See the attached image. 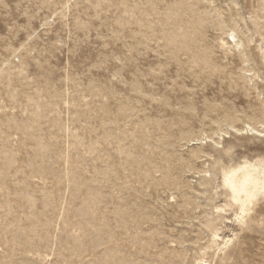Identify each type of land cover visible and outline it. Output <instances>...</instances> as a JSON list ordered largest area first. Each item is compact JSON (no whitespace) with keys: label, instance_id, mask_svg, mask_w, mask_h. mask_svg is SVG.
<instances>
[{"label":"rangeland","instance_id":"1","mask_svg":"<svg viewBox=\"0 0 264 264\" xmlns=\"http://www.w3.org/2000/svg\"><path fill=\"white\" fill-rule=\"evenodd\" d=\"M0 264H264V0H0Z\"/></svg>","mask_w":264,"mask_h":264},{"label":"bare ground","instance_id":"2","mask_svg":"<svg viewBox=\"0 0 264 264\" xmlns=\"http://www.w3.org/2000/svg\"><path fill=\"white\" fill-rule=\"evenodd\" d=\"M230 174H231V173H230ZM223 178H224V177H223ZM223 181H224V180H223ZM243 201L245 202V200H243ZM249 204H250V203H249ZM251 205H252V204H251ZM227 207H228V206H227ZM227 207H225V208H227ZM239 208H240V207H239ZM221 209H222V208H221ZM246 209H247V208H246ZM218 210H220V209H218ZM218 210H217V211H218ZM241 210H242V209H241ZM221 211H223V210H221ZM235 211H236V210H235ZM240 212L242 213V211H239V213H240ZM248 212H251V211L248 210ZM248 212H247V213H248ZM225 213H226V212H225ZM247 213H246V214H247ZM216 229H217V228H216ZM221 240H222V239H221ZM210 246H211V245H210ZM210 249H211V248H210ZM208 250H209V249H208ZM203 258H204V257H203ZM204 259H205V258H204ZM201 260H202V259H201Z\"/></svg>","mask_w":264,"mask_h":264}]
</instances>
